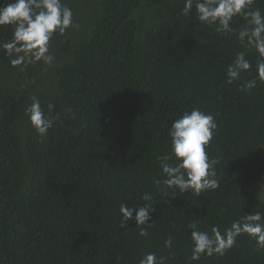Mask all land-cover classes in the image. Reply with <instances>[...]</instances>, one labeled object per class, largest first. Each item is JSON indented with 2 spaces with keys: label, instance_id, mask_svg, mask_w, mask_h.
<instances>
[{
  "label": "trees",
  "instance_id": "obj_1",
  "mask_svg": "<svg viewBox=\"0 0 264 264\" xmlns=\"http://www.w3.org/2000/svg\"><path fill=\"white\" fill-rule=\"evenodd\" d=\"M182 7V0H99L77 41L70 29L54 37L70 61L56 69L57 95L39 97L46 111L54 106L43 140L23 109L34 65L0 91V264H139L146 251L189 264L190 221L223 229L264 212L253 189L264 175V82L241 90L256 77V54L246 53L252 69L228 85L226 68L245 49L232 34L184 19ZM253 7L264 11V0ZM10 38L0 27V40ZM7 62L0 51V70ZM193 107L218 123L207 151L219 161L220 187L154 199L147 237L133 221L120 229L121 203L161 195L152 184L163 178L157 158L170 154L171 122ZM192 264H264V249L245 235L224 256Z\"/></svg>",
  "mask_w": 264,
  "mask_h": 264
},
{
  "label": "clouds",
  "instance_id": "obj_2",
  "mask_svg": "<svg viewBox=\"0 0 264 264\" xmlns=\"http://www.w3.org/2000/svg\"><path fill=\"white\" fill-rule=\"evenodd\" d=\"M256 0H182L183 7L179 15L186 19H195L201 29L211 27L221 35L232 34L244 51L236 53L225 72L226 83L233 84L242 73L252 69L249 50L256 54V77L241 85V90H251L257 81L264 82V11L253 7ZM193 9H195L193 13ZM242 21L237 27L233 25ZM0 27L11 31V38L0 40V51L7 58L9 66L24 71L30 65L52 66L55 61L51 49L54 37H63L69 29L78 30L80 25L74 19V13L64 0H3L0 3ZM45 70H47L45 68ZM31 104L24 114L31 127L41 140L47 138L53 127L51 115L53 105H47V111L41 100L33 95ZM218 123L214 115L199 107L183 111L171 122L167 131L170 139V154L158 157L163 178H154L153 186L160 196L143 193V204L130 205L123 202L119 206L121 217L119 228L127 229V223L133 221L139 229V236L147 237L148 228L154 223L156 212L154 199L170 203L171 199L186 195L199 197L202 193L215 191L220 187L215 171L217 159H210L207 149L211 145ZM174 160L175 166L166 161ZM151 221V222H150ZM189 239L191 241L189 264L200 261L202 257H222L230 251L241 236H247L255 242L257 249H264V212L244 214L230 225L221 229L212 225L201 230L197 221H190ZM174 240L171 236L164 240V247L171 252ZM139 264H167L171 259L158 256L154 251H146L139 258Z\"/></svg>",
  "mask_w": 264,
  "mask_h": 264
},
{
  "label": "rangeland",
  "instance_id": "obj_3",
  "mask_svg": "<svg viewBox=\"0 0 264 264\" xmlns=\"http://www.w3.org/2000/svg\"><path fill=\"white\" fill-rule=\"evenodd\" d=\"M99 0H64V2L73 10L74 19L80 25L78 30L70 29V36L74 41H77L80 36L85 32L88 23L93 18L96 12V7ZM53 56L55 57L54 64L52 66H45L42 64L34 65L35 77L32 80V88L29 92V96L23 104L25 109L31 103V97L37 96H52L57 95L56 88V69L64 63L70 61V54L66 53L59 55L56 52L53 40L51 41V49ZM45 68L47 70H45ZM18 69H14L9 66L7 62L0 70V91L4 90L8 85H11L18 78ZM264 179V175L263 178ZM262 180L256 182L253 189L264 200V186H258ZM259 190V191H258Z\"/></svg>",
  "mask_w": 264,
  "mask_h": 264
},
{
  "label": "crops",
  "instance_id": "obj_4",
  "mask_svg": "<svg viewBox=\"0 0 264 264\" xmlns=\"http://www.w3.org/2000/svg\"><path fill=\"white\" fill-rule=\"evenodd\" d=\"M258 186H264V179H262L261 183Z\"/></svg>",
  "mask_w": 264,
  "mask_h": 264
}]
</instances>
